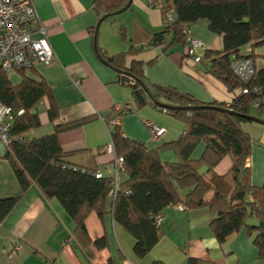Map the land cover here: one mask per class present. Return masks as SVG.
Masks as SVG:
<instances>
[{
    "label": "trees",
    "instance_id": "1",
    "mask_svg": "<svg viewBox=\"0 0 264 264\" xmlns=\"http://www.w3.org/2000/svg\"><path fill=\"white\" fill-rule=\"evenodd\" d=\"M128 0H94L100 16H113V12L127 4ZM166 7L160 10L163 16V28L148 31L136 22L129 49L118 54L108 55L97 46L100 59L119 70H126L139 78L146 89L137 80L122 74L119 78L131 90V97L137 106L162 102L180 109L166 110L184 124L182 134L173 142L162 147L151 148L144 142L123 136L120 125L111 123L112 114L104 117L109 128V137L114 149V157H121L122 172L125 178L119 182V189L112 198L110 176H95L96 167H83L65 161L58 136L68 130L77 129L86 119L76 122L57 123L53 133L38 139L27 140L28 134L40 126V103L47 105V116L51 123L58 119V108L54 104L50 88L45 80L29 76L31 68L17 69L20 81L12 82L9 75L0 73V102L11 107L14 119L10 126V144L5 155L9 158L23 191L34 183L46 199L59 200L64 211L75 224L74 234L80 242L89 241L86 217L90 213L102 218L108 210L115 222L135 238L133 251L136 257L143 258L160 239V226L155 216L168 205L180 204L185 210L206 209L212 217L209 222L214 237L219 243L226 242L229 235L245 228L252 243L258 250V259L264 260V182L261 186L252 184L250 169L245 166L250 155L252 137L242 125L255 123L246 114L251 115L252 103L264 97V65L258 67L257 59L264 61V0H165ZM171 9L176 20L167 23L164 14ZM105 18L104 20H106ZM206 19L208 29L222 37V50H204L201 60L206 71L225 84L233 92L229 106L216 101L201 104L193 96L181 93L174 87L161 84H148L143 75L142 63L134 56L145 48L159 47L168 53L170 47L181 41L187 42L183 32L184 25H192L200 19ZM120 34L126 29L121 24ZM250 45L248 53L241 52ZM134 57L129 66H125L127 56ZM187 57V53L184 52ZM250 58L255 73L248 82L241 81L230 70L231 57ZM247 87V93L241 89ZM260 93L255 94L254 89ZM227 108L230 111L215 110L197 106ZM197 107V108H195ZM264 114V105L258 106ZM204 149L199 158L191 156L199 142ZM164 148L175 153V160L160 159ZM228 156L230 164L224 173L216 170L217 164ZM114 163V159L112 160ZM114 165V164H113ZM252 195V199L249 196ZM110 208L107 210V201ZM18 197L0 199V222L16 204ZM105 238L93 243L98 248L105 247ZM150 264H165L154 261ZM188 264H196L189 260Z\"/></svg>",
    "mask_w": 264,
    "mask_h": 264
},
{
    "label": "crops",
    "instance_id": "2",
    "mask_svg": "<svg viewBox=\"0 0 264 264\" xmlns=\"http://www.w3.org/2000/svg\"><path fill=\"white\" fill-rule=\"evenodd\" d=\"M150 1L132 0L128 8L131 11L129 23L123 19L118 21L126 29L122 36L124 47L116 48L117 44L106 40L107 28H99L94 47V28L101 18L94 0H35L38 19L46 28L56 58L49 65L38 64L28 72L31 78L45 80L59 117L51 123L47 105L40 103V126L26 134L27 140L52 134L54 124L86 119L77 129L59 134L65 161L112 171L114 155L102 149L111 142L104 117L112 114L115 105L123 112L119 124L123 136L144 142L150 149L173 142L182 134L183 122L166 110L152 104L137 106L130 88L119 80L122 74L105 65L96 52L97 46L108 55L126 52L134 22L152 32L163 28L162 13L158 8L150 7ZM130 25L131 31L128 30ZM189 27L190 36L204 44L201 53L206 49L222 50L221 35L208 29L205 18ZM187 45L186 41H181L173 44L167 54L157 47L145 48L135 55L142 63L145 82L174 87L201 104L216 101L229 106L234 91L228 90L224 83L206 71L207 59L193 63L186 58ZM250 49L247 45L241 52L248 53ZM256 51L264 53L262 48ZM134 57L127 56L125 66H129ZM257 65H264V61L258 58ZM13 74L18 83L20 76L16 70ZM150 124L163 128V135L153 138ZM242 127L250 134L253 131L258 133V138L251 135L253 143L245 166L250 169L252 184L261 186L264 182V124L246 122ZM203 149L204 144L200 141L191 156L199 158ZM6 150V145L0 142V199L18 197V200L0 222V264H150L157 260L165 264H188L190 259L196 264H264V260L258 259V250L245 228L229 235L226 242L219 243L209 229L213 216L206 209L180 210L177 205H168L161 212L160 239L143 258L134 254L133 235L114 221L108 210L110 199L106 206L108 212L102 218L96 212L86 217L84 223L89 241L80 242L74 234V221L59 200L46 199L34 183L25 191L21 189L5 155ZM163 156L169 161L176 159L173 150L167 148L160 151V159ZM229 164L230 158L226 156L215 168L224 173ZM102 237L106 240L105 247L98 248L93 243Z\"/></svg>",
    "mask_w": 264,
    "mask_h": 264
},
{
    "label": "built area",
    "instance_id": "3",
    "mask_svg": "<svg viewBox=\"0 0 264 264\" xmlns=\"http://www.w3.org/2000/svg\"><path fill=\"white\" fill-rule=\"evenodd\" d=\"M150 7L164 10L166 7L165 0H151ZM164 20L173 23L176 15L171 9H167L164 14ZM183 32L187 36V57L193 63L201 61L203 42L195 37L190 36V27L183 26ZM56 55L49 42L46 28L38 19L35 8V0H0V73L1 71L7 75L13 73L17 69H25L40 65H49ZM230 70L243 82H248L254 73L253 61L250 58L231 57ZM241 92L247 93V87L241 89ZM255 94H259L260 90L256 87L253 90ZM253 107L258 108L264 105V97H259L257 101L252 103ZM112 125L120 123V117L123 113L121 107L115 105L112 108ZM14 119L11 107L0 102V142L8 146L11 140L10 126ZM149 130L153 138H159L163 135L164 129L159 128L155 124L149 125ZM105 152L114 155L112 142L103 147ZM123 161L121 157H114L113 170L108 171L107 168L98 170L94 174L97 178H101L107 173L111 178L112 198L119 189L121 180ZM252 199V195L249 196ZM180 210L185 208L180 204L177 205ZM157 226L162 224V215L155 216ZM19 244L17 248H19Z\"/></svg>",
    "mask_w": 264,
    "mask_h": 264
},
{
    "label": "rangeland",
    "instance_id": "4",
    "mask_svg": "<svg viewBox=\"0 0 264 264\" xmlns=\"http://www.w3.org/2000/svg\"><path fill=\"white\" fill-rule=\"evenodd\" d=\"M131 11H130V9H128V10H125V11H123V12H120L119 14H117V15H113V16H111V17H108L106 20H104L101 24H100V26H99V28L100 29H103V28H107V30L105 31V34H106V37H107V39L106 40H110L111 42H113V44L114 45H116L117 47L116 48H119L120 46H123L124 47V45L122 44V43H124L123 42V37H122V35L120 34V25H121V23L120 24H118V21H120L121 19H123L124 21H126L125 23H129V22H127L130 18H131ZM122 21V20H121ZM131 21H132V19H131ZM131 23V22H130ZM126 27H128V26H126ZM98 28V29H99ZM131 25H130V27H128V30H130L131 31ZM100 29L98 30V31H100ZM104 30V29H103ZM177 47H178V45H177ZM118 50V49H117ZM128 50V48L126 49V51ZM9 78L12 80V82H15L16 80H17V77H16V75L15 74H11L10 76H9ZM130 100H125V102H129ZM251 114L254 116V117H264V114H262V112L260 111V110H256V108H252V110H251ZM120 124V123H119ZM251 135L252 136H254L255 138H258V133L256 134V132L255 131H253V132H251ZM135 139V138H134ZM137 140V139H136ZM168 151H170V150H168ZM164 158V156L161 158V159H163ZM166 160H168V159H166ZM175 160V159H174Z\"/></svg>",
    "mask_w": 264,
    "mask_h": 264
},
{
    "label": "water",
    "instance_id": "5",
    "mask_svg": "<svg viewBox=\"0 0 264 264\" xmlns=\"http://www.w3.org/2000/svg\"><path fill=\"white\" fill-rule=\"evenodd\" d=\"M132 2V0H128L127 1V4L124 6V7H122V8H120L118 11H115V12H113V15H117V14H119L120 12H123V11H125V10H127L128 8H130V6H131V3ZM105 18H107V15H103V16H101V18L99 19V21L96 23V26H95V33H94V37H93V41H94V47H96V37H97V33H98V28H99V25L101 24V22L105 19ZM105 65H107L109 68L111 67L112 69H114L115 71H117L118 73H120V74H123V75H125V76H129V77H131L133 80H137L138 82H139V84L141 85V87H143L144 89H146V87H145V85L143 84V82L139 79V78H137L136 76H134V75H131L128 71H126V70H119V69H117V68H114V67H112L111 65H108L107 63H105V62H103ZM157 105L158 106H161V107H164V108H167V109H180V107H178V106H170V105H167V104H165V103H162V102H157ZM197 107H202V108H212V109H215V110H219V111H221V110H225V111H230L229 109H227V108H220V107H216V106H213V105H209V106H205V105H203V106H197ZM197 107H195V108H197ZM243 117H245V118H249L250 120H253L254 122H259V123H262V124H264V119H261V118H257V117H254V116H252V115H249V114H246V116H243Z\"/></svg>",
    "mask_w": 264,
    "mask_h": 264
}]
</instances>
